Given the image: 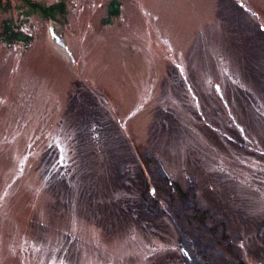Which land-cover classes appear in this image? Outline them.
<instances>
[{
  "label": "rangeland",
  "instance_id": "374dc122",
  "mask_svg": "<svg viewBox=\"0 0 264 264\" xmlns=\"http://www.w3.org/2000/svg\"><path fill=\"white\" fill-rule=\"evenodd\" d=\"M32 1L65 8L0 7V264H264V0Z\"/></svg>",
  "mask_w": 264,
  "mask_h": 264
},
{
  "label": "trees",
  "instance_id": "16d2710c",
  "mask_svg": "<svg viewBox=\"0 0 264 264\" xmlns=\"http://www.w3.org/2000/svg\"><path fill=\"white\" fill-rule=\"evenodd\" d=\"M23 1L26 3V5L29 6L31 10L38 12L43 18H46L51 21L55 20L56 14L63 13L64 8H65V5L63 2H59L57 4H53V5L46 7L32 0H23ZM4 6L5 5L2 3V0H0V7H4ZM110 8H111V11L109 13L111 16L116 15L118 13V8H117L116 3H111ZM0 38L4 41L12 43V42L19 40L21 37H20V34L14 31L8 23H5L3 27V31L0 33ZM166 181L167 180L165 179V181H163L162 183L164 184L166 183ZM165 187L166 189H163L164 194H166L170 190L171 185L169 186L165 185ZM203 218H204V215H202V212L200 211H195L192 217L193 221L199 224H201ZM240 264H244V263L241 262Z\"/></svg>",
  "mask_w": 264,
  "mask_h": 264
}]
</instances>
